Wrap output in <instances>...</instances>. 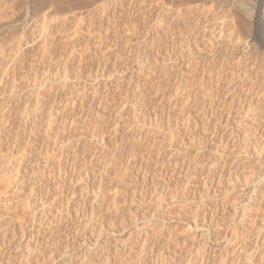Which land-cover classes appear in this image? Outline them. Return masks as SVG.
<instances>
[{"label":"rangeland","instance_id":"374dc122","mask_svg":"<svg viewBox=\"0 0 264 264\" xmlns=\"http://www.w3.org/2000/svg\"><path fill=\"white\" fill-rule=\"evenodd\" d=\"M263 69L264 0H0V264H264Z\"/></svg>","mask_w":264,"mask_h":264},{"label":"bare ground","instance_id":"6f19581e","mask_svg":"<svg viewBox=\"0 0 264 264\" xmlns=\"http://www.w3.org/2000/svg\"><path fill=\"white\" fill-rule=\"evenodd\" d=\"M129 2H130V1H129ZM135 5H136V4H135ZM4 8H5V7H4ZM104 8H106V7H104ZM104 10H105V9H104ZM105 14H106V13H105ZM88 15H89V14H88ZM93 15H94V14H93ZM95 15H96V14H95ZM90 16H91V15H90ZM108 16H109V15H108ZM5 17H6V16H5ZM5 17H3V18H5ZM92 17H93V16H92ZM100 17H101V16H100ZM94 18H95V17H94ZM93 20H95V19H93ZM198 20H199V19H198ZM96 21H97V19H96ZM89 22H90V21H89ZM201 22H202V21H201ZM83 24H84V23H83ZM85 25H86V24H85ZM101 25H102V24H101ZM83 26H84V25H83ZM86 26H87V25H86ZM84 27H85V26H84ZM222 27H223V26H222ZM94 28H95V27H94ZM220 28H221V27H220ZM85 29H86V28H85ZM78 31H79V30H78ZM78 31H77V32H78ZM212 33H213V32H212ZM41 35H42V34H41ZM220 36H221V35H220ZM49 37H50V36H49ZM52 37H53V35H52ZM54 37H55V36H54ZM224 38H225V37H224ZM51 39H52V38H51ZM56 39H57V38H56ZM41 40H42V39H41ZM46 40H47V39H46ZM103 40H104V39H103ZM205 40H206V39H205ZM44 41H45V40H44ZM44 41H43V42H44ZM48 41H49V40H48ZM48 41H47V42H48ZM20 42H22V41H20ZM50 42H51V41H50ZM90 42H91V41H90ZM99 42H100V41H99ZM208 42H209V41H208ZM209 43H210V42H209ZM20 44H21V43H20ZM20 44H19V45H20ZM96 44H97V43H96ZM96 44H95V45H96ZM214 44H215V43H214ZM21 45H22V44H21ZM50 45H51V44H50ZM88 45H89V44H88ZM111 45H112V44H111ZM53 46H54V45H53ZM187 46H188V45H187ZM211 46H213V45H211ZM20 47H21V46H20ZM87 48H88V47H87ZM99 48H100V47H99ZM111 48H112V47H111ZM22 49H23V48H22ZM76 49H77V48H76ZM85 49H86V48H85ZM85 49H84V50H85ZM100 49H101V48H100ZM42 50H43V49H42ZM90 50H91V49H90ZM107 50H108V49H107ZM22 51H23V50H22ZM46 51H47V50H46ZM77 51H78V50H77ZM79 52H80V51H79ZM85 52H86V51H85ZM115 52H116V51H115ZM44 53H45V52H44ZM75 53H76V52H75ZM24 54H25V53H24ZM99 54H100V53H99ZM99 54H98V55H99ZM103 54H104V53H103ZM112 54H113V53H112ZM17 55H18V53H17ZM47 55H48V54H47ZM91 55H92V54H91ZM21 56H22V55H21ZM61 56H64V55H61ZM67 56H68V54H67ZM71 56H72V55H71ZM80 56H81V55H80ZM85 56H86V55H85ZM118 56H119V53H118ZM120 56H121V54H120ZM214 56H215V55H214ZM72 57H73V56H72ZM115 57H116V56H115ZM17 58H18V57H17ZM20 58H21V57H20ZM46 58H47V57H46ZM51 58H52V57H51ZM70 58H71V57H70ZM73 58H74V57H73ZM21 59H22V58H21ZM54 59H55V58H54ZM121 59H123V58H121ZM130 59H131V58H130ZM139 59H140V58H139ZM143 59H144V58H143ZM192 59H193V58H192ZM59 60H60V59H59ZM68 60H69V59H68ZM96 60H97V59H96ZM109 60H110V59H109ZM114 60H115V58H114ZM169 60H170V59H169ZM196 60H197V59H196ZM19 61L21 62V60H19ZM23 61H24V59H23ZM37 61H38V60H37ZM142 61H143V60H142ZM145 61H146V60H145ZM145 61H144V62H145ZM107 62H109V61H107ZM187 62H188V61H187ZM226 62H227V61H226ZM18 63H19V62H18ZM22 63H23V62H22ZM44 63H45V62H44ZM51 63H52V62H51ZM63 63H64V62H63ZM85 63H86V62H85ZM96 63H97V62H96ZM124 63H125V62H124ZM223 63H224V62H223ZM108 64H109V63H108ZM46 65H47V64H46ZM104 65H105V63H104ZM204 65H205V64H204ZM218 65H219V64H218ZM44 66H45V65H44ZM54 66H55V65H54ZM71 66H72V65H71ZM102 66H103V65H102ZM113 66H114V65H113ZM51 67H52V66H51ZM65 67H66V66H65ZM95 67H96V66H95ZM234 67H235V66H234ZM101 68H102V67H101ZM218 68H219V67H218ZM262 68H263V67H262ZM52 69H53V68H52ZM62 69H63V68H62ZM67 69H68V68H67ZM72 69H73V68H72ZM83 69H84V68H83ZM87 69H88V68H87ZM231 69H232V68H231ZM78 70H79V69H78ZM106 70H107V69H106ZM215 70H216V69H215ZM263 70H264V69H263ZM49 71H50V70H49ZM57 71H58V70H57ZM63 71H64L63 73H65V74H64V77H62V78H65L64 81H63V82H64L63 85L65 86L66 79H68V78L70 77V74H69L70 69H69V70H66V68H65V70H63ZM65 71H66V72H65ZM68 71H69V72H68ZM83 71H84V70H83ZM97 71H98V70H97ZM117 71H118V70H117ZM104 72H105V71H104ZM214 72H215V71H214ZM58 73H59V72H58ZM60 73H61V72H60ZM188 74H189V73H188ZM220 74H221V73H220ZM220 74H219V75H220ZM262 74H263V73H262ZM46 75H47V74H46ZM217 75H218V74H217ZM219 75H218V77H219ZM222 75H223V74H222ZM222 75H221V76H222ZM7 76H8V75H7ZM57 76H58V75H57ZM103 76H104V75H103ZM215 76H216V75H215ZM221 76H220V77H221ZM60 77H61V76H60ZM75 77H76V76H75ZM75 77H74V78H75ZM57 78H58V77H57ZM70 78H71V77H70ZM70 78H69V79H70ZM87 78H88V77H87ZM93 78H94V77H93ZM97 78H98V77H97ZM209 78H210V77H209ZM228 78H229V77H228ZM53 79H54V78H53ZM214 79H215V78H214ZM217 79H218V78H217ZM231 79H232V78H231ZM6 80H7V79H6ZM48 80H50V78H48L47 81H48ZM95 80H96V79H95ZM47 81H45V83H46ZM53 81H54V80H53ZM72 81H73V80H72ZM98 81H99V80H98ZM233 81H234V80H233ZM40 82H41V81H40ZM51 82H52V81H51ZM51 82H50V83H51ZM58 82H59V81H58ZM212 82H213V80H212ZM253 82H254V81H253ZM41 83H42V82H41ZM56 83H57V82H56ZM61 83H62V82H61ZM67 83H68V81H67ZM67 83H66V84H67ZM52 84H53V83H52ZM52 84H51V85H52ZM58 84H59V83H58ZM58 84H57V85H58ZM85 84H86V83H85ZM98 84H99V83H98ZM106 84H107V83H106ZM51 85H50V86H51ZM55 85H56V84H55ZM59 85H60V84H59ZM59 85H58V86H59ZM80 85H81V84H80ZM90 85H91V84H90ZM108 85H109V84H108ZM219 85H220V84H219ZM228 85H229V84H228ZM255 85H256V84H255ZM50 86H49V87H50ZM67 86H69V85H66V87H67ZM94 86H95V85H94ZM216 86H217V85H216ZM241 86H242V85H241ZM91 87H93V86H91ZM253 87H254V86H253ZM62 88H63V86H62ZM67 88H68V87H67ZM67 88H66V89H67ZM71 88H72V86H71ZM83 88H84V87H83ZM99 88H100V87H99ZM214 88H216V87H214ZM53 89H54V86H53ZM58 89H59V88H58ZM64 89H65V88H64ZM94 89H95V88H94ZM216 89H217V88H216ZM50 90H51V87H50ZM60 90H61V89H60ZM80 90H81V89H80ZM208 90H209V89H208ZM53 91H54V90H53ZM53 91H52V92H53ZM186 91H187V90H186ZM237 91H238V90H237ZM239 91H240V90H239ZM36 92H37V91H36ZM36 92H35V93H36ZM89 92H90V91H89ZM180 92H181V90H180ZM83 93H84V92H83ZM40 94H42V93H40ZM79 94H80V93H79ZM184 94H185V93H184ZM206 94H207V93H206ZM258 94H259V93H258ZM42 95H44V94H42ZM68 95H69V94H68ZM94 95H95V94H94ZM181 95H182V94H181ZM36 96H37V95H36ZM262 96H263V95H262ZM29 97H30V96H29ZM41 97H42V96H41ZM51 97H52V96H51ZM77 97H78V96H77ZM135 97H137V95H136ZM15 98H16V97H15ZM39 98H40V97H39ZM49 98H50V97H49ZM49 98H48V99H49ZM97 98H98V97H97ZM261 98H262V97H261ZM75 99H76V98H75ZM83 99H84V98H83ZM100 99H101V98H100ZM252 99H254V98H252ZM33 100H34V99H33ZM36 100H39V99L37 98ZM67 100H68V99H67ZM12 101H13V100H12ZM55 101H56V100H55ZM100 101H101V100H100ZM39 102L43 105V103H42L41 101H39ZM39 102L37 101L36 103L40 105ZM47 102H48V101H47ZM98 102H99V101H98ZM127 102H128V101H127ZM257 102H258V101H257ZM34 103H35V102H34ZM101 103H102V102H101ZM51 104H52V103H51ZM56 104H57V103H56ZM58 104H59V103H58ZM39 105H38V107H39ZM251 106H252V105H251ZM24 107H26V106H24ZM29 107H30V106H29ZM32 107H34V108H32V110H33V109L35 110V109L37 108V106H32ZM35 107H36V108H35ZM41 107H42V106H41ZM65 107H66V106H65ZM68 107H69V106H68ZM128 107H129V106H128ZM53 108H54V107H53ZM39 109H40V107H39ZM41 109H42V108H41ZM41 109H40V110H41ZM61 109H62V108H61ZM251 109H252V111L254 112V110H253V109H254L253 106H252ZM251 109H250V110H251ZM24 110H25V109H24ZM32 110H31V111H32ZM57 110H58V108H57ZM59 110H60V108H59ZM70 110H71V109H70ZM136 110H137V109H136ZM255 110H256V109H255ZM31 111L29 110V111H27V112L31 113ZM35 111H37V109H36ZM35 111H34L33 113H35ZM83 111H84V110H83ZM25 112H26V111H25ZM27 112H26V113H27ZM3 113H4V112H3ZM26 113H25V114H26ZM29 113H28V115H27L28 117H29ZM33 113H31V114H33ZM39 113H40V112H39ZM51 113H52V112H51ZM51 113H50V114H51ZM86 113H87V112H86ZM255 113H257V112L255 111ZM31 114H30V115H31ZM37 114H38V113H37ZM53 114H54V112H53ZM55 114H56V113H55ZM71 114H72V113H71ZM3 115H4V114H3ZM5 115H6V114H5ZM23 115H24V114H23ZM45 115H46V114H45ZM80 115H81V114H80ZM35 116L37 117V115H35ZM54 116H55V115H54ZM36 117H35V118H36ZM50 117L54 118L53 116H50ZM25 118H26V117H25ZM29 118H30V117H29ZM32 118H34V116H33ZM32 118H31V119H32ZM60 118H61V117H60ZM71 118H72V117H71ZM95 118H96V117H95ZM6 119H7V117H6ZM55 119H56V117H55ZM0 120H1V119H0ZM29 120H30V119H29ZM47 120H48V119H46L45 121H47ZM50 120H52V122L54 121V119H50ZM50 120H49V121H50ZM71 120H72V119H71ZM86 120H87V119H86ZM86 120H85V121H86ZM1 121H2V120H1ZM60 121H61V119H60ZM138 121H139V120H138ZM33 122H34V121H33ZM50 122H51V121H50ZM55 122H56V121H54V124H55ZM70 122H72V121H70ZM87 122H88V121H87ZM118 122H119V121H118ZM142 122H143V121H142ZM30 123H31V122H30ZM47 123H49V122H47ZM63 123H64V122H63ZM89 123H90V122H89ZM128 123H129V122H128ZM132 123H133V122H132ZM28 124H29V123H28ZM52 124H53V123H52ZM52 124H49V125H50V126H49V127H50L49 129H51V128L54 127V125L52 126ZM73 124H74V123H73ZM85 124H86V122H85ZM4 125H5V124H4ZM32 125H33V124H32ZM38 125H39V124H38ZM64 125H65V124H64ZM131 125H132V124H131ZM24 126H25V125H24ZM47 126H48V124H47ZM47 126H46V127H47ZM86 126H87V125H86ZM88 126H89V125H88ZM38 127H39V126H38ZM65 127H66V126H65ZM73 127H74V126H73ZM78 127H79V126H78ZM91 127H92V126H91ZM111 127H112V126H111ZM139 127H140V126H139ZM32 128H33V127H32ZM32 128H31V129H32ZM55 128H56V127H55ZM180 128H181V127H180ZM81 129H83V128H81ZM177 129H178V128H177ZM53 130H54V129H53ZM57 130H58V129H57ZM95 130H96V129H95ZM111 130H112V128H111ZM43 132H44V131H43ZM51 132H52V129H51ZM57 132H58V131H57ZM115 132H116V131H115ZM193 132H194V131H193ZM34 133H35V132H34ZM44 133H45V132H44ZM64 133H65V132H64ZM87 133H88V132H87ZM46 134H47V133H46ZM46 134H44V136H45ZM62 134H63V133H62ZM93 134H94V133H93ZM49 135L51 136L52 134L48 133L47 136H49ZM90 135H91V134H90ZM115 135H116V134H115ZM126 135H127V134H126ZM56 136H57V135H56ZM56 136H55V137H56ZM95 136H97V135H95ZM143 136H144V135H143ZM191 136H192V135H191ZM41 137H42V136H41ZM51 137H52V136H51ZM128 137H129V136H128ZM155 137H156V136H155ZM15 138H16V137H15ZM48 138H50V137H48ZM48 138H47V139H48ZM237 138H238V137H237ZM59 139H60V138H59ZM121 139H122V138H121ZM26 140H27V138H26ZM118 140H119V139H118ZM158 140H159V139H158ZM33 141H34V140H33ZM46 141H47V140H46ZM48 141H49V140H48ZM54 141H56V140H54ZM50 142H51V141H50ZM91 142H93V141H91ZM135 142H136V141H135ZM58 143H59V142H58ZM106 143H107V142H106ZM113 143H114V142H113ZM113 143H111V144H113ZM119 143H120V142H119ZM192 143H193V142H192ZM38 144H39V143H38ZM49 144H50V143H49ZM80 144H81V143H80ZM188 144H189V143H188ZM77 145H78V144H77ZM98 145H99V144H98ZM108 145H109V144H108ZM159 145H160V144H159ZM21 146H22V145H21ZM21 146H20V147H21ZM26 146H27V145H26ZM53 146H54V145H53ZM56 146H57V145H56ZM62 146H63V145H62ZM81 146H82V145H81ZM90 146H91V145H90ZM93 146H94V145H93ZM109 146H110V145H109ZM86 147H87V146H86ZM98 147H99V146H98ZM223 147H224V146H223ZM14 148H15V147H14ZM22 148H23V147H22ZM38 148H39V147H38ZM82 148H83V147H82ZM82 148H81V149H82ZM127 148H128V147H127ZM186 148H187V147H186ZM25 149H26V148H25ZM54 149H55V148H54ZM75 149H76V148H75ZM96 149H97V148H96ZM100 149H101V148H100ZM26 150H27V149H26ZM30 150H31V149H30ZM30 150H29V151H30ZM51 150H52V149H51ZM62 150H63V149H62ZM84 150H85V149H84ZM110 150H111V149H110ZM119 150H120V149H119ZM53 151H54V150H52L51 152H53ZM73 151H74V150H73ZM98 151H99V150H98ZM107 151H108V150H107ZM24 152H26V151L24 150ZM24 152H23V153H22V152H19V153L22 154V155L20 154L21 157H24L23 155H26V153L24 154ZM188 152H189V151H188ZM222 152H224V151H222ZM47 153H48V150H47ZM53 153H54V152H53ZM53 153H52V154H53ZM76 153H77V152H76ZM117 153H118V152H117ZM27 154H28V153H27ZM52 154H51V156H52ZM62 154H63V153H62ZM83 154H84V153H83ZM83 154H82V155H83ZM106 154H107V153H106ZM17 155H18V154H17ZM32 155H33V154H32ZM46 155H47V154H46ZM67 155H68V154H67ZM82 155H81V156H82ZM108 155H109V154H108ZM215 155H216V154H215ZM29 156H30V155H29ZM49 156H50V153H49ZM49 156H48V157H49ZM51 156H50V157H51ZM78 156H79V154H78ZM133 156H134V154H133ZM133 156H132V157H133ZM263 156H264V155H263ZM21 157H19V158L17 159V156H15V158L17 159V161H18V162L20 161L19 164L22 163V165H23V160H24V159L21 158ZM41 157H42V156H41ZM50 157H49V158H50ZM76 157H77V156H76ZM214 157H215V156H214ZM25 158H26V156H25ZM31 158H32V157H31ZM49 158H47V159H49ZM83 158H84V157H83ZM101 158H102V157H101ZM117 158H119V157H117ZM191 158H192V157H191ZM13 159H14V158H13ZM16 159H15V160H16ZM226 159H227V158H226ZM39 160H40V159H39ZM51 160H52V159H51ZM84 160H85V159H84ZM40 161H41V160H40ZM71 161H72V160H71ZM106 161H109V160H106ZM13 162H14V160H13ZM24 162H25V161H24ZM35 162H36V161H35ZM82 162H83V161H82ZM82 162H81V163H82ZM182 162H183V161H182ZM188 162H189V161H188ZM195 162H196V161H195ZM11 163H12V162H11ZM14 163H15V162H14ZM49 163H52V162H49ZM64 163H65V162H64ZM81 163H80V164H81ZM93 163H94V162H93ZM112 163H113V161H112ZM167 163H168V162H167ZM169 163H170V162H169ZM203 163H204V162H203ZM0 164H1V163H0ZM12 164H13V163H12ZM12 164H11V165H12ZM17 164H18V163H17ZM19 164H18V165H19ZM75 164H76V163H75ZM83 164H84V163H83ZM94 164H95V163H94ZM110 164H111V162H110ZM195 164H196V163H195ZM209 164H210V163H209ZM15 165H16V164H15ZM18 165H16V169L18 168V167H17ZM50 165H51V164H50ZM59 165H60V164H59ZM92 165H93V164H92ZM99 165H100V164H99ZM111 165H113V164H111ZM164 165H165V164H164ZM52 166H53V165H52ZM114 166H115V165H114ZM160 166H161V164H160ZM181 166H182V164H181ZM0 167H1V166H0ZM9 167H10V166H9ZM23 167H24V166H23ZM44 167H45V166H44ZM46 167H47V165H46ZM62 167H63V166H62ZM74 167H75V165H74ZM83 167H84V166H83ZM13 168H14V165H13ZM13 168H12V169H13ZM79 168H80V167H79ZM79 168H78V169H79ZM86 168H87V167H86ZM2 169H3V168H2ZM9 169H10V168H9ZM19 169H20V168H19ZM19 169H18V170H19ZM43 169H44V168H43ZM47 169L49 170V168H47ZM55 169H56V168H55ZM73 169H74V168H73ZM191 169H192V168H191ZM194 169H195V168H194ZM4 170H5V169H4ZM18 170H17V171H18ZM25 170H26V169H24L23 172H24ZM48 170H47V171H48ZM50 170H51V169H50ZM94 170H95V169H94ZM10 171H11V169H10ZM42 171H43V170H42ZM89 171H90V170H89ZM99 171H100V170H99ZM165 171H166V170H165ZM195 171H196V170H195ZM7 172H8V171H7ZM7 172H6V174L9 175L10 173H7ZM15 172H16V171H15ZM44 172H45V171H43V173H44ZM50 172H51V171H50ZM50 172H49V174H50ZM54 172H55V171H54ZM91 172H92V171H91ZM171 172H173V171H171ZM190 172H191V171H190ZM221 172H222V171H220V173H221ZM16 173H17V172H16ZM28 173H29V172H28ZM32 173H33V172H32ZM32 173H31L30 175H32ZM41 173H42V172H41ZM41 173H40V174H41ZM65 173H66V172H65ZM65 173H64V174H65ZM89 173H90V172H89ZM46 174H47V173H46ZM57 174H58V173H57ZM85 174H86V173H85ZM85 174H84V175H85ZM98 174H99V172H98ZM169 174H170V173H169ZM181 174H182V173H181ZM197 174H198V173H197ZM54 175H55V174H54ZM103 175H104V174H103ZM11 176H12V175H11ZM15 176H16V175H15ZM15 176H14V177H15ZM95 176H96V175H95ZM185 176H186V175H185ZM9 177H10V175H9ZM20 177H21V175H20ZM54 177H55V176H54ZM92 177H93V176H92ZM220 177H221V176H220ZM2 178H3V177H2ZM17 178H18V177H17ZM25 178H26V177H25ZM99 178H100V177H99ZM171 178H172V177H171ZM174 178H175V177H174ZM190 178H191V177H190ZM214 178H215V177H214ZM4 179H5V178H4ZM14 179H15V178H14ZM57 179H58V178H57ZM85 179H86V178H85ZM185 179H186V178H185ZM220 179H222V178H220ZM228 179H229V178H228ZM60 180H61V179H60ZM86 180H87V179H86ZM170 180H171V179H170ZM0 181L2 182V180H0ZM8 181H9V180H8ZM15 181H16V180H15ZM99 181H100V180H99ZM171 181H173V180H171ZM231 181H232V180H231ZM4 182H5V181H4ZM9 182H10V181H9ZM59 182H60V181H59ZM85 182H86V181H85ZM216 182H217V181H216ZM20 183H21V181H20ZM192 183H194V182H192ZM222 183H223V182H222ZM22 184H23V183H22ZM4 185H5V184H4ZM8 185H9V184H8ZM8 185H7V186H8ZM169 185H170V184H169ZM190 186H191V185H190ZM0 187H1V186H0ZM2 187H3V186H2ZM167 187H168V186H167ZM211 187H212V186H211ZM4 188H5V187H4ZM9 188H10V187H9ZM160 188H161V187H160ZM238 188H239V187H238ZM195 189H196V188H195ZM0 190H1V189H0ZM7 190H8V189H7ZM18 190H19V189H18ZM49 190H50V189H49ZM214 190H215V189H214ZM9 191H10V190H9ZM201 191H202V190H201ZM241 192H242V191H240V193H241ZM0 193L2 194V192H0ZM5 193H6V191H5ZM5 193H4V194H5ZM15 193H16V192H15ZM193 193H194V192H193ZM202 193H203V192H202ZM229 193H230V192H229ZM13 194H14V193H13ZM189 194H190V193H189ZM195 194H196V193H195ZM205 194H206V193H205ZM208 194H209V193H208ZM211 194H212V193H211ZM2 195H3V194H2ZM186 195H187V194H186ZM201 195H202V194H201ZM50 196H51V195H50ZM0 197H1V196H0ZM7 197H8V196H7ZM12 197H13V196H12ZM196 197H197V196H196ZM1 198H2V197H1ZM5 199H6V197H5ZM8 199H10V198L8 197ZM10 200H11V199H10ZM16 200H17V199H16ZM163 200H164V199H163ZM40 201H41V200H40ZM54 201H55V200H54ZM1 202H2V201H1ZM10 202H11V201H10ZM157 202H158V201H157ZM195 202H196V201H195ZM3 203H4V202H3ZM6 203H7V202H6ZM192 203H193V202H192ZM7 204H8V203H7ZM235 204H236V203H235ZM13 205H14V204H13ZM52 205H53V203H52ZM207 205H208V204H207ZM6 206H7V205H6ZM161 206H163V205H161ZM8 208H9V207H8ZM196 208H197V207H196ZM15 209H16V208H15ZM147 209H148V208H147ZM157 209H158V208H157ZM159 209H160V208H159ZM242 209H243V208H242ZM156 211H157V210H156ZM204 211H205V210H204ZM149 212H150V211H149ZM68 213H70V212H68ZM198 213H199V212H198ZM244 213H245V212H244ZM36 214H37V213H36ZM158 215H159V214H158ZM244 215H245V214H244ZM60 217H61V216H60ZM54 218H55V217H54ZM45 219H46V218H45ZM48 221H49V220H48ZM85 221H86V220H85ZM49 225H50V224H49ZM96 225H97V224H96ZM263 229H264V228H263ZM261 230H262V229H261ZM49 235H50V234H49ZM255 241H256V239H255ZM50 242H51V241H50ZM38 250H39V249H38ZM47 251H48V250H47ZM249 251H250V250H249ZM262 251H263V250H262ZM260 252H261V251H260ZM70 255H71V254H70ZM46 256H47V255H46ZM168 256H169V255H168ZM48 257H49V256H48ZM251 257H252V256H251ZM50 258H51V257H50ZM57 258H58V257H57ZM22 260H23V259H22ZM88 260L90 261L89 258H88ZM39 261H40V260H39ZM52 261H53V260H52ZM86 261H87V260H86ZM46 262H47V261H46ZM84 262H85V261H84ZM249 262H250V261H249ZM86 263L88 264V261H87ZM23 264H24V263H23ZM31 264H32V263H31ZM55 264H56V263H55Z\"/></svg>","mask_w":264,"mask_h":264}]
</instances>
